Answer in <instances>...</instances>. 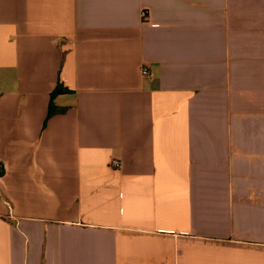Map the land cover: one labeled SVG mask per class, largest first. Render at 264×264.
<instances>
[{
	"label": "crops",
	"instance_id": "obj_1",
	"mask_svg": "<svg viewBox=\"0 0 264 264\" xmlns=\"http://www.w3.org/2000/svg\"><path fill=\"white\" fill-rule=\"evenodd\" d=\"M0 172V264H264V0H0Z\"/></svg>",
	"mask_w": 264,
	"mask_h": 264
},
{
	"label": "trees",
	"instance_id": "obj_2",
	"mask_svg": "<svg viewBox=\"0 0 264 264\" xmlns=\"http://www.w3.org/2000/svg\"><path fill=\"white\" fill-rule=\"evenodd\" d=\"M62 93H68V90L65 89L61 84H58V86L56 87L55 91L52 93L51 97L54 98L57 95H60ZM1 175V172H0Z\"/></svg>",
	"mask_w": 264,
	"mask_h": 264
},
{
	"label": "built area",
	"instance_id": "obj_3",
	"mask_svg": "<svg viewBox=\"0 0 264 264\" xmlns=\"http://www.w3.org/2000/svg\"><path fill=\"white\" fill-rule=\"evenodd\" d=\"M146 15H147V12L146 11H142V17H146ZM142 74L144 75V76H149V71L147 70V69H143L142 70ZM114 165H118V163H114Z\"/></svg>",
	"mask_w": 264,
	"mask_h": 264
}]
</instances>
